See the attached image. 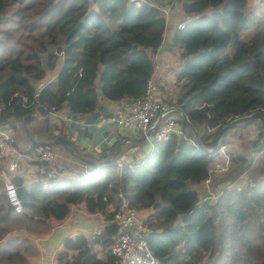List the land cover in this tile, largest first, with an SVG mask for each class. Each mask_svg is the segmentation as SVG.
Masks as SVG:
<instances>
[{"label":"trees","instance_id":"1","mask_svg":"<svg viewBox=\"0 0 264 264\" xmlns=\"http://www.w3.org/2000/svg\"><path fill=\"white\" fill-rule=\"evenodd\" d=\"M177 1L189 19L182 28L176 27L169 45L182 49V68L176 75L179 95L167 105L181 108L202 144L210 147L234 118L264 112V0L252 9L247 0ZM161 4L159 0H0L2 116L12 111L29 121L34 106H23L20 96L13 94L31 97L34 82L55 67L59 55L62 63L55 81L40 91L41 104L82 115L96 110L100 95L112 101L140 96L154 69L148 50L158 49L166 27ZM250 28L253 36L244 40L241 32ZM255 120L259 119L227 130L220 144H227L230 137L241 138V130ZM65 124L59 128L55 124L59 134L53 141L62 140L75 155L98 162L113 154L103 151L93 158L78 150L63 140ZM263 128L261 120L251 141L253 152L264 149ZM123 153L66 181L36 182L26 188L20 177H14L21 213L9 204L0 180V264H28L27 257L38 253L29 238L15 231L29 230L36 216L47 225L61 222L70 206L79 204L88 212H100L108 224L92 242L103 245L104 257L98 258L88 239L78 235L64 242L58 264H114L108 250L116 230L119 193L138 211H149L147 243L162 264H264V157L255 164L245 152L230 148L236 168L225 183L245 172L247 184L225 187L213 202H200L197 186L207 178L218 153L208 154L196 146L189 128L186 139L155 140L151 152L132 167L117 166Z\"/></svg>","mask_w":264,"mask_h":264},{"label":"crops","instance_id":"2","mask_svg":"<svg viewBox=\"0 0 264 264\" xmlns=\"http://www.w3.org/2000/svg\"><path fill=\"white\" fill-rule=\"evenodd\" d=\"M159 1L162 2L161 8H169V12L167 14L169 18H167V16L164 17L167 18V20L165 19L166 27L164 29L161 45L156 51L148 50V53L153 62L154 69L151 77L158 85V96L165 104H167V101L174 99L179 95L180 82H177L176 75L182 68V61L180 59L182 49L179 46L170 48L169 45L172 41L173 34L178 23L185 22L189 19V16L184 14L177 0ZM258 2L259 0H247L248 9L254 8ZM62 58V55H59L57 59L59 64L54 71L52 70L48 73L46 70L44 77L40 81L34 82L35 88L40 83H44L46 85L55 81L56 75L62 63ZM42 61L45 64V54L42 56ZM45 77L48 78L45 79ZM124 101H126L125 98L112 101L106 99L103 95L99 96V104H103L107 108L108 112L112 113L115 108L122 105ZM62 111L66 113V111ZM174 113L178 118L179 112ZM28 116L30 119L26 123L23 120L25 119L24 117L18 118L12 111H7L3 116L1 115L0 128H12L14 130L12 150L8 156L0 158V180L4 184L7 181H12L14 177H20L26 188H29L36 182L46 183L48 181L39 178L37 175L38 161L32 153L34 147L33 140L44 142L53 141V135L59 134V130L56 129L55 124H57V128H59L63 121L54 123L50 122L48 115L38 107H33ZM256 123L253 124L252 122L247 128L241 130V138L236 137V141L238 142L237 144H239L237 149H240L245 153L249 150L251 141L259 131V127H254ZM65 125H67V123ZM109 132L117 138L114 145L122 140L134 139L141 135L135 128H119L116 125L110 127ZM61 135L63 136L64 141L67 143L72 142L78 150L89 154V156L91 155L93 158L99 157L100 153L103 151L106 153L113 151L112 147L102 150L96 149V147L93 146L92 141L80 138L77 133H69L68 126L64 128V131L62 130ZM122 136H124V139H122ZM232 139H235V137L228 138L230 143L225 144V146L232 145ZM131 143L133 142L126 141V143L120 147V152L125 150V153L116 159V162L117 160L130 161L129 156L132 154L134 156V159L132 160L133 162L139 160V157L136 156L134 152H136V150H138L143 143H137L136 146L130 147ZM54 151L56 155V162L65 168L64 174L57 180V182L66 181L72 178L74 179L79 176V172L88 169L87 167L90 166L76 158L75 154H71V152L66 150L60 144L54 146ZM110 156L111 155L108 157ZM218 157H220L219 154H217L214 161ZM59 158L60 160H58ZM10 164L15 165L13 170L9 169ZM242 175L243 173L241 176ZM212 180V184L216 189L224 184L220 181L217 182L218 180H216V174L213 175ZM199 186H201V190H199L202 194L204 186L203 184ZM199 186H197V188ZM107 225L108 224L105 223L100 212H88L82 204H79L70 206L68 217L61 222H51L47 225L45 222L41 221L38 216H36L29 225V230H19L15 231V233L29 238L38 250V253L27 257L28 264H58V254L62 250L64 242L67 239H72L78 235L86 237L91 243L92 251L97 254L98 258H103L105 254L103 245L93 244L92 242L94 237L102 235Z\"/></svg>","mask_w":264,"mask_h":264},{"label":"built area","instance_id":"3","mask_svg":"<svg viewBox=\"0 0 264 264\" xmlns=\"http://www.w3.org/2000/svg\"><path fill=\"white\" fill-rule=\"evenodd\" d=\"M161 11L162 15L166 17L169 8H162ZM184 23L179 22L177 27L182 28ZM44 85V83H40L35 88L31 97L18 95L17 93H14L13 96H20L23 106L40 108L48 115L51 122H67L66 113L62 109H57L55 106L48 107L39 102L40 91ZM7 105H10V101ZM170 106L159 98L158 85L150 76L146 82L144 92L140 96L126 99L122 105L117 106L113 112L112 120L119 128H135L140 134H144L147 137V131ZM4 107V104H0V118ZM187 129L180 122L179 117L175 116L174 112H169L161 116L154 126L152 133L154 140L157 141H168L172 136L186 139ZM13 134L14 130L12 128H0V158H4L10 154L14 141ZM224 148L225 145H221L218 148L217 153L220 157L213 162V165L209 168L207 178L203 181L205 189L200 196V202L216 200L225 187H232L235 184V181L225 183L217 189L211 186L213 175L227 173L231 168V157ZM32 153L38 161L37 175L39 178L57 181L62 177L65 168L56 162V155L52 144H37L33 147ZM259 153H264V149ZM116 164L118 167H132L133 161L117 160ZM14 166V164H10L9 169L13 170ZM82 173L83 175L89 174L87 169L83 170ZM4 190L13 210L16 213H21L23 205L14 182L11 180L7 181L4 184ZM10 191H14L15 193L14 200L10 195ZM119 197L120 204L114 213L116 230L108 250L114 260V264H162L153 254L147 243L149 231L146 220L135 207L130 205L129 200L123 194L119 193Z\"/></svg>","mask_w":264,"mask_h":264},{"label":"water","instance_id":"4","mask_svg":"<svg viewBox=\"0 0 264 264\" xmlns=\"http://www.w3.org/2000/svg\"><path fill=\"white\" fill-rule=\"evenodd\" d=\"M169 112H179V115L181 119L187 124L189 130L193 133V136L196 140V146H198L200 149L204 150L208 154H213L217 152L218 148L221 146L220 142L226 133L227 130L245 123L252 121L255 118H258L259 120L263 121V127H264V112L263 111H255L250 114L239 116L228 122L226 125H224L220 131L218 132L217 136L213 140L210 147H206L204 144H202L199 133L196 129V127L191 123V121L188 119L187 115L183 112V110L176 106H170L167 108L161 116H164L166 113ZM112 112H108L107 108L103 104H99L96 108V110L89 114H76L71 110L66 111V118H67V126H68V132L69 133H77V135L80 138L88 139L89 141H92L93 146L96 147V149L102 150L107 149L110 147L113 148V154L110 157H107L106 159H103L101 161H94L88 158H84L78 155H75L76 158H79L81 161H83L85 164L90 166H99L104 165L106 163H109L112 161L120 152V147L128 142L133 143H143L134 154L139 157V159L145 158L152 150L153 148V128L158 122V120L161 118V116L153 123V125L150 127V129L147 131V137H145L144 134H141L139 137H136L134 139H125L120 142H118L116 145L115 142L117 138L113 136L109 132V128L112 126H115V122L112 120ZM264 129V128H263ZM41 143H50L53 146L60 144L62 145L66 150L71 152V154H74L73 149L68 147L62 140L58 141H50V142H44V141H34V146ZM130 160L134 159L133 154L129 156Z\"/></svg>","mask_w":264,"mask_h":264},{"label":"rangeland","instance_id":"5","mask_svg":"<svg viewBox=\"0 0 264 264\" xmlns=\"http://www.w3.org/2000/svg\"><path fill=\"white\" fill-rule=\"evenodd\" d=\"M162 9V8H161ZM167 18H169V16H167ZM167 18H165L166 20H167ZM22 21L23 22H25V23H27L28 22V18H23L22 19ZM0 28H4V27H0ZM253 33H254V28H250V29H248V30H245V31H242L241 32V36H242V38L244 39V40H249L252 36H253ZM58 64H59V62H57L56 63V65H55V67L54 68H51V69H47V71H48V73H50V71H54V69L58 66ZM46 78H48V77H45V79ZM51 122V121H50ZM256 122H258V123H256ZM52 123H54V122H52ZM256 123V125H254V127H256V128H260L261 127V120H255V121H253V124H255ZM227 143H230V141H228ZM231 143H232V145H229V146H225V148H224V150L227 152V149L229 150V148H238V142L236 141V137H235V139H232L231 140ZM233 144H234V146H233ZM228 153V152H227ZM246 153H247V155H249V156H251L253 159H254V163L255 164H257V162H258V160L260 159V158H262V157H264L262 154L263 153H257V152H253L252 150H250V148H249V150H247L246 151ZM58 160H60V158L58 159ZM213 165V164H212ZM236 168V162H233L232 161V165H231V168H230V170H229V172H227V173H217L216 174V180H218L217 182H227V181H229L228 179H226L225 177L226 176H230L229 175V173L232 171V170H234ZM242 174V173H241ZM241 174L239 175V177L235 180V184H245L247 181H248V175L244 172L243 173V175L241 176ZM212 182H213V180H212ZM234 184V185H235ZM247 184V183H246ZM224 185V184H223ZM222 185V186H223ZM233 185V186H234ZM204 186V185H203ZM211 186L213 187V188H215L214 187V185L213 184H211ZM221 187V186H220ZM198 189H200L201 190V186H199L198 187ZM204 189H205V187H204ZM216 189V188H215ZM204 191V190H203ZM210 202H213L212 200L210 201ZM139 213L141 214V216L142 217H144V219L146 220V222H148L149 220H150V218L148 217V213H149V211L148 210H142V211H139Z\"/></svg>","mask_w":264,"mask_h":264},{"label":"clouds","instance_id":"6","mask_svg":"<svg viewBox=\"0 0 264 264\" xmlns=\"http://www.w3.org/2000/svg\"><path fill=\"white\" fill-rule=\"evenodd\" d=\"M10 195L12 196L13 200L15 199V193L14 191H10Z\"/></svg>","mask_w":264,"mask_h":264}]
</instances>
